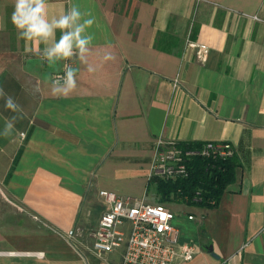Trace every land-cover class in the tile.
Here are the masks:
<instances>
[{"label": "crops", "instance_id": "0c3cea01", "mask_svg": "<svg viewBox=\"0 0 264 264\" xmlns=\"http://www.w3.org/2000/svg\"><path fill=\"white\" fill-rule=\"evenodd\" d=\"M73 5L95 21L86 62L49 64L47 45L18 38L15 0H0V89L22 110L0 97V190L25 212L9 207L0 224V264H122L124 247L87 250L108 208L100 192L145 201L159 139L230 143L240 162L216 208L173 210L199 248L175 264H264V0H47L48 19ZM66 63L77 86L53 95Z\"/></svg>", "mask_w": 264, "mask_h": 264}, {"label": "built area", "instance_id": "2783aa9c", "mask_svg": "<svg viewBox=\"0 0 264 264\" xmlns=\"http://www.w3.org/2000/svg\"><path fill=\"white\" fill-rule=\"evenodd\" d=\"M256 18V17H255ZM198 47L199 56L205 60V46ZM65 68L53 75L52 81L64 75ZM62 83V81H61ZM235 154L230 143L207 142L197 150H184L177 142L159 139L150 172L154 177L175 179L188 175L187 160L195 156L229 157ZM108 208L102 215L94 241L87 250L98 257L113 253L124 247L122 264H175L176 261L190 262L199 252L196 244L185 243L174 224V211L158 204L126 199L111 191H101ZM193 219L192 216L189 217ZM129 232L125 231V225ZM82 235L73 229L67 234L68 241L76 248L86 247L78 241Z\"/></svg>", "mask_w": 264, "mask_h": 264}, {"label": "clouds", "instance_id": "9594fccd", "mask_svg": "<svg viewBox=\"0 0 264 264\" xmlns=\"http://www.w3.org/2000/svg\"><path fill=\"white\" fill-rule=\"evenodd\" d=\"M46 8L47 0H15L11 23L18 33V38L26 42L34 41L37 44L47 45L43 49L42 59L47 60L49 64L68 61L74 57L86 62L85 57L93 40V36L87 30L94 24V18H84L88 14L73 5L59 18L49 20ZM57 30L61 33L58 40L55 38ZM104 59L111 60L113 57L105 55ZM64 68V75L52 81L53 95L67 97L77 86L76 69L67 63ZM87 70L90 73L95 71L91 65ZM0 97L5 100L6 110L13 113L22 111L16 101L3 89H0ZM16 120V116L6 120L3 133L5 137L12 134Z\"/></svg>", "mask_w": 264, "mask_h": 264}, {"label": "trees", "instance_id": "16d2710c", "mask_svg": "<svg viewBox=\"0 0 264 264\" xmlns=\"http://www.w3.org/2000/svg\"><path fill=\"white\" fill-rule=\"evenodd\" d=\"M166 49L160 41L157 43ZM203 142H180L184 150H197ZM188 175L175 179L154 177L150 180L158 202L177 203L190 207L216 208L225 192L234 190L240 168L236 153L233 156H195L187 160ZM158 203V204H159Z\"/></svg>", "mask_w": 264, "mask_h": 264}, {"label": "rangeland", "instance_id": "374dc122", "mask_svg": "<svg viewBox=\"0 0 264 264\" xmlns=\"http://www.w3.org/2000/svg\"><path fill=\"white\" fill-rule=\"evenodd\" d=\"M158 199L159 197L157 196V194L154 193V191L152 193L149 194L148 198L145 200L146 203H150V204H155L158 205ZM160 204V203H159ZM161 205L165 206L166 208L170 209V210H174L179 204L175 203H162ZM11 208L12 210L16 211V213L20 214V215H24L25 212L23 211L24 209L21 207L20 204L16 203L13 199H11L10 197L7 196V194L3 191V189L0 190V224L3 225L5 224L6 221V216H9V213H7L8 208ZM5 211V212H3ZM14 219V218H13ZM10 221V220H9ZM8 221V222H9ZM13 225L11 226H18L21 224V220L17 219V220H13L11 222ZM18 224V225H17ZM82 237V236H81ZM79 237L78 241H82ZM84 242V241H82ZM85 243V242H84Z\"/></svg>", "mask_w": 264, "mask_h": 264}, {"label": "water", "instance_id": "95a60500", "mask_svg": "<svg viewBox=\"0 0 264 264\" xmlns=\"http://www.w3.org/2000/svg\"><path fill=\"white\" fill-rule=\"evenodd\" d=\"M210 252L212 253L213 256H216V254L214 253L213 247H210ZM217 258H218V256H217Z\"/></svg>", "mask_w": 264, "mask_h": 264}]
</instances>
